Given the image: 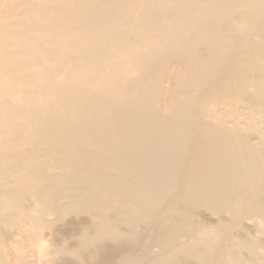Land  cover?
I'll return each instance as SVG.
<instances>
[{"label": "rangeland", "instance_id": "obj_1", "mask_svg": "<svg viewBox=\"0 0 264 264\" xmlns=\"http://www.w3.org/2000/svg\"><path fill=\"white\" fill-rule=\"evenodd\" d=\"M248 1L219 0L209 23L195 0H0L14 261L124 239L104 264H264V4ZM190 59L212 73L176 83ZM103 108L117 115L88 120Z\"/></svg>", "mask_w": 264, "mask_h": 264}, {"label": "bare ground", "instance_id": "obj_2", "mask_svg": "<svg viewBox=\"0 0 264 264\" xmlns=\"http://www.w3.org/2000/svg\"><path fill=\"white\" fill-rule=\"evenodd\" d=\"M218 1L219 0H195V2L197 3H201V9L203 12H205V10H209L212 13V10H210L209 8L211 6L217 7L218 5ZM262 0H250L246 3V7L253 9V7H255V5H263L264 2H261ZM141 5L144 6L145 2L141 1ZM163 9H165L167 11V7L163 6ZM160 13L161 11L159 10L158 12H153V15L157 17V14ZM217 13L214 11L212 13V15H210V17H206L203 14L197 12L191 15V22H199L205 20L206 22L211 23L214 19L212 18H217ZM206 18V19H205ZM96 32H94L95 34ZM94 34L90 33L88 35H90L87 40H89L90 38H92L94 36ZM178 38V36L176 37ZM174 38V39H176ZM186 45L181 46V47H186ZM176 48L175 46L171 45L169 46ZM179 49V48H178ZM191 56H196V54H194L193 52L190 53ZM193 59V58H192ZM192 59H190L185 67L184 70H180V71H176L173 76L175 79L176 83H179L180 81H184L185 84H189L192 82H195L197 80H200L203 78L204 75L206 74H211L213 70H209L213 67V62L208 60V59H204L201 63H200V68L201 69H205V70H196V64L192 62ZM200 72H203V74H199ZM136 103V101H135ZM132 111H136L138 110V106L136 104H132ZM115 112V113H114ZM112 111L110 110V108H103L102 110H100V112L98 111V113H95V115H93L92 113H90V111L87 114L88 120L90 122L94 121L95 119L98 120V118H104V117H108L110 115L116 114L117 111ZM117 115V114H116ZM100 120V119H99ZM110 191H108L107 193H109ZM142 197H145L146 194L145 192H142ZM4 209V206L2 207ZM1 209V211L3 210ZM2 212H0L1 214ZM82 218V217H81ZM87 221V220H86ZM80 222V221H79ZM88 222V221H87ZM90 222V221H89ZM83 223V222H82ZM7 222L5 221L4 217L0 216V264H21V262H17L14 261L15 259L10 256L11 253L10 251L4 250V247H6L5 244V240H4V236H5V231L3 229L4 225H6ZM114 223L111 222V220H107L106 222H103L102 225L103 230H107L109 228H111L113 226ZM106 234H100L97 237H103ZM118 234L114 233V236L116 237ZM95 237V238H97ZM101 240V239H100ZM125 242L124 239L119 240L118 243H116V246L114 248H110L109 244H104V243H100L99 245H97L94 249L90 250L87 253H84L83 250L80 251V253L78 254V256L75 259H69L66 257H51L49 258V262L46 264H104L103 262L106 261L107 259H111L117 252H118V248H120L119 244L122 242ZM128 244V243H127ZM124 244H121V248L120 249H124L123 246ZM118 247V248H117ZM42 250L41 248L39 249V251ZM122 251V250H121ZM20 256H18L19 258ZM21 260V259H20Z\"/></svg>", "mask_w": 264, "mask_h": 264}, {"label": "clouds", "instance_id": "obj_3", "mask_svg": "<svg viewBox=\"0 0 264 264\" xmlns=\"http://www.w3.org/2000/svg\"><path fill=\"white\" fill-rule=\"evenodd\" d=\"M40 247H41V249H43L44 245H43V244H41V245H40Z\"/></svg>", "mask_w": 264, "mask_h": 264}]
</instances>
